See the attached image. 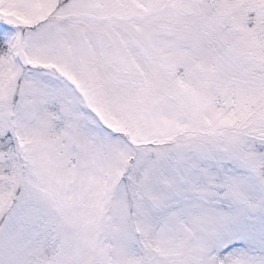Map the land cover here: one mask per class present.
Instances as JSON below:
<instances>
[{
	"label": "snow or ice",
	"instance_id": "snow-or-ice-1",
	"mask_svg": "<svg viewBox=\"0 0 264 264\" xmlns=\"http://www.w3.org/2000/svg\"><path fill=\"white\" fill-rule=\"evenodd\" d=\"M0 264H264V0H0Z\"/></svg>",
	"mask_w": 264,
	"mask_h": 264
}]
</instances>
